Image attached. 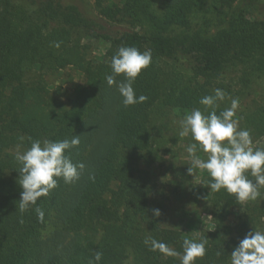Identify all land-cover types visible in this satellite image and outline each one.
<instances>
[{
  "label": "trees",
  "instance_id": "obj_1",
  "mask_svg": "<svg viewBox=\"0 0 264 264\" xmlns=\"http://www.w3.org/2000/svg\"><path fill=\"white\" fill-rule=\"evenodd\" d=\"M233 1L95 0L92 13L64 0H0V264H128L131 255L134 264H180L178 257L151 251L144 243L152 237L182 254L186 237L163 227L154 215V182L142 164L157 156L151 131L157 105L199 108L206 114L210 109L200 99L214 95L216 83L223 88L221 80L234 71L240 93L264 91V19L254 17L247 4L231 9ZM218 14L221 19L213 23ZM215 24L219 29L210 33ZM74 34L105 40V57L88 59ZM122 46L152 52V63L133 85L137 96L148 99L129 107L106 81L111 58ZM163 57L181 62L176 69L187 67L203 76V83L178 91L181 79L161 78ZM69 64L84 82L64 103L48 89L44 74ZM218 105L217 114L225 109ZM239 126L258 139L264 136V107L245 112ZM74 135L80 144L67 154L74 164L86 165L80 180L68 184L58 178L48 196L20 212L17 145L23 151L30 147L29 137L58 141ZM210 199L221 216L239 205L223 189ZM254 210L242 221L245 226L252 221L253 231L262 227L264 204ZM220 224L212 235L198 237L207 244L196 264H230L242 237L229 239L227 225ZM97 252L102 253L99 262Z\"/></svg>",
  "mask_w": 264,
  "mask_h": 264
},
{
  "label": "clouds",
  "instance_id": "obj_2",
  "mask_svg": "<svg viewBox=\"0 0 264 264\" xmlns=\"http://www.w3.org/2000/svg\"><path fill=\"white\" fill-rule=\"evenodd\" d=\"M56 46L59 47L58 44ZM151 63L150 49L141 52L136 47L122 46L112 56L111 74L106 76V81L108 86L116 87L124 107L148 99L144 95L137 96L133 85ZM121 76L123 79L118 80L117 77ZM224 100L225 92L219 88L214 90V95L202 97L199 103L210 111L205 114L199 108L191 110L190 114L179 121V136H191L194 141L186 148L191 157L189 174L192 175L194 169L206 171L211 178L206 185L210 193L223 189L243 204L255 200L259 190L264 187V149H254L250 131L240 128L236 119L237 100L233 99L230 107L217 114L218 102ZM19 139L23 141L25 138L21 136ZM28 139L30 147L21 151V145H17L15 153V159L20 164V212L37 205L41 197L48 196L58 186V178L71 184L80 180L86 168L82 162L74 164L67 154L79 146L80 136L74 135L70 139L58 141ZM198 146L206 154V159L197 154ZM36 213L38 219L44 222V211L37 206ZM153 213L159 217L161 210L154 209ZM144 243L151 251H158L166 257H178L180 264H196L197 259L206 254L207 241L201 239L197 242L185 238L182 254L152 237H146ZM101 258L102 253L97 252L95 262ZM90 264L93 262L90 261ZM230 264H264V230L255 229L241 239L230 254Z\"/></svg>",
  "mask_w": 264,
  "mask_h": 264
},
{
  "label": "rangeland",
  "instance_id": "obj_3",
  "mask_svg": "<svg viewBox=\"0 0 264 264\" xmlns=\"http://www.w3.org/2000/svg\"><path fill=\"white\" fill-rule=\"evenodd\" d=\"M64 1L75 3L87 12H96L95 0ZM241 3L247 4L252 9L254 17L264 19V0H234L231 9ZM225 9H229L228 6H225ZM221 16L218 14L212 22H219ZM197 27L198 25H196ZM219 27L218 24L212 25L210 33L216 32ZM74 38L79 39L82 45L84 44L88 59L101 60L105 57V52L109 47L105 40L81 37L78 34H74ZM182 60L185 61L186 58ZM180 64L181 62L175 65L173 60L163 57L161 59V78L170 82L173 79H181L180 86L177 85L178 91L184 86L193 89L195 83L197 85L199 81L203 83L204 77L195 74L192 69L186 67L179 70L175 68V66L179 67ZM38 73L40 72L35 73L31 79L36 80ZM238 73L236 71L230 72L224 80H221L224 85L223 88H219V84L216 83L212 89L219 88L225 92V100L218 102L225 108L231 106L233 99L238 101L236 119L239 121L245 112L251 114L255 112L257 107H264V91L257 88L240 93V86L234 82ZM44 78L51 93L59 95L64 103H68V99L72 96L75 88L84 82V76L74 64L48 73L45 72ZM164 90L168 89L164 87ZM191 110L193 109L157 105L152 115V144L157 156L152 163L142 164V167L148 169L153 178L152 196L157 204L155 207L161 210L159 216L161 225L165 228L178 230L186 238L197 241L204 232L212 235L221 225L220 221L222 220L230 231L229 239L230 236L237 237L239 235L243 239L249 232L253 231L254 227L252 221L248 226H245L242 221L246 217L249 219L255 213L254 207L256 205L262 206L264 204V187L259 190V195L255 200L230 206L225 210L223 216L219 215L218 207L210 199V194L214 192L210 193V188L206 186L207 181L211 179L208 173L200 169H194L192 175L188 172V168L191 166V157L186 148L194 141L191 140V136H179L181 131L179 121L190 114ZM252 140L254 149H264V136L260 139L252 136ZM197 154L206 159V154L199 149V146ZM261 225L262 227H258L257 230H264V219L261 220ZM127 263L134 264L132 255Z\"/></svg>",
  "mask_w": 264,
  "mask_h": 264
}]
</instances>
